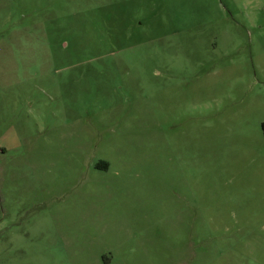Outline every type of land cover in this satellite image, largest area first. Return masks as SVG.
I'll list each match as a JSON object with an SVG mask.
<instances>
[{
    "label": "rangeland",
    "instance_id": "obj_1",
    "mask_svg": "<svg viewBox=\"0 0 264 264\" xmlns=\"http://www.w3.org/2000/svg\"><path fill=\"white\" fill-rule=\"evenodd\" d=\"M264 0H0V264H264Z\"/></svg>",
    "mask_w": 264,
    "mask_h": 264
},
{
    "label": "trees",
    "instance_id": "obj_2",
    "mask_svg": "<svg viewBox=\"0 0 264 264\" xmlns=\"http://www.w3.org/2000/svg\"><path fill=\"white\" fill-rule=\"evenodd\" d=\"M263 129H264V122L262 123Z\"/></svg>",
    "mask_w": 264,
    "mask_h": 264
}]
</instances>
